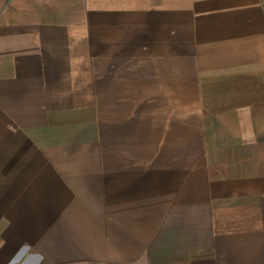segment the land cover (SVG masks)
<instances>
[{
	"label": "crops",
	"instance_id": "1",
	"mask_svg": "<svg viewBox=\"0 0 264 264\" xmlns=\"http://www.w3.org/2000/svg\"><path fill=\"white\" fill-rule=\"evenodd\" d=\"M0 264H264V0H0Z\"/></svg>",
	"mask_w": 264,
	"mask_h": 264
}]
</instances>
